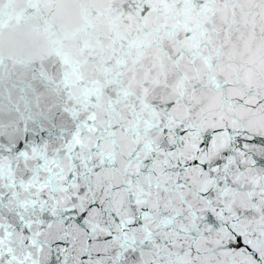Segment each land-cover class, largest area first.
Here are the masks:
<instances>
[{
    "label": "water",
    "instance_id": "obj_1",
    "mask_svg": "<svg viewBox=\"0 0 264 264\" xmlns=\"http://www.w3.org/2000/svg\"><path fill=\"white\" fill-rule=\"evenodd\" d=\"M0 264H264V0H0Z\"/></svg>",
    "mask_w": 264,
    "mask_h": 264
}]
</instances>
